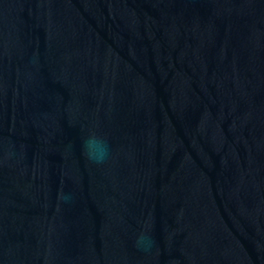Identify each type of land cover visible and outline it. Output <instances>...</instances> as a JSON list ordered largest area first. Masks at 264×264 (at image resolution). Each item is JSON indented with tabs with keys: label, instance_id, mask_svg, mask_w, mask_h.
Segmentation results:
<instances>
[{
	"label": "water",
	"instance_id": "95a60500",
	"mask_svg": "<svg viewBox=\"0 0 264 264\" xmlns=\"http://www.w3.org/2000/svg\"><path fill=\"white\" fill-rule=\"evenodd\" d=\"M0 264H264V0H0Z\"/></svg>",
	"mask_w": 264,
	"mask_h": 264
},
{
	"label": "clouds",
	"instance_id": "9594fccd",
	"mask_svg": "<svg viewBox=\"0 0 264 264\" xmlns=\"http://www.w3.org/2000/svg\"><path fill=\"white\" fill-rule=\"evenodd\" d=\"M81 153L91 163L102 165L109 158L111 146L107 137L91 133L84 137L81 142ZM64 201L71 200L70 194H63ZM152 239L146 232L141 233L136 240L138 248H143L145 244H150ZM144 250H147L144 248Z\"/></svg>",
	"mask_w": 264,
	"mask_h": 264
}]
</instances>
